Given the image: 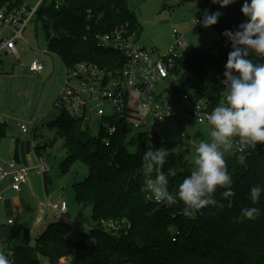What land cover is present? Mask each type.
Here are the masks:
<instances>
[{
    "label": "trees",
    "instance_id": "1",
    "mask_svg": "<svg viewBox=\"0 0 264 264\" xmlns=\"http://www.w3.org/2000/svg\"><path fill=\"white\" fill-rule=\"evenodd\" d=\"M59 1L58 9L53 1L36 17L51 23L50 52L60 57L64 66L89 62L115 73L122 66V56L101 50L96 37L126 23L137 32V21L125 0ZM243 2L237 0L220 9L211 0L200 1L202 7L210 4L208 13H223L212 26L219 37L218 49L193 46L183 55L176 67L183 69L174 89L177 96L190 93L198 100L212 101L216 107L226 103L227 92L221 81L232 48L223 33L235 32L245 22L240 11ZM249 58L254 63H264V58L255 54ZM49 129L64 140L70 152L60 164L61 171L66 173L76 161L88 169V176L73 183L72 188L75 203L92 209L93 244L69 240L71 226L65 222L50 224L33 246H10L16 232L5 242L12 252L13 264H39V256L50 264H60L61 260H66L65 264H264V193L255 204L249 197L253 186L264 187V151L258 144L256 148L245 145L244 155L235 152L225 158L235 193L230 201L222 196L225 189L218 188L214 198L223 207L207 206L185 216L178 197L177 204L156 203L143 190L142 157L145 151L158 148L147 132L129 138L120 134L105 146L100 136L92 138L86 127L64 111ZM6 136L5 125L0 124V138ZM46 147L37 145L36 154L40 155ZM185 153L169 152L163 165L166 174L169 168L176 171L175 176L168 177L171 193H176L179 184L194 170ZM247 207L260 209V215L255 220L238 219ZM110 221L124 222L129 228L107 233L102 222Z\"/></svg>",
    "mask_w": 264,
    "mask_h": 264
},
{
    "label": "rangeland",
    "instance_id": "2",
    "mask_svg": "<svg viewBox=\"0 0 264 264\" xmlns=\"http://www.w3.org/2000/svg\"><path fill=\"white\" fill-rule=\"evenodd\" d=\"M201 0H125L128 9L137 21L136 45L147 50L164 52L174 42L173 29L183 34L190 46L203 47L210 51L218 49V34L210 26L204 28L201 25L195 29V21L207 12L209 5L200 6ZM50 1H48V5ZM219 6V5H218ZM45 26L49 30L44 29ZM52 35V27L49 21L35 18L26 28L23 34L24 41L17 45L21 65L11 64L4 67L0 76V115L4 117L7 137L1 142L14 141L17 138L28 136L36 138L39 147L46 144L42 154L43 162L48 166L47 177L52 188H57L58 196L65 197L68 203L69 216L56 217L49 213L39 223L34 216L24 215L14 219L12 226H0V241L5 240L17 229V236L10 241V246L17 245L33 246L35 241L45 232L50 224L59 222L68 223L71 226L67 238L72 241L84 240L92 246L90 232L95 223L92 219L91 207L78 206L75 203L73 183L83 181L88 176V169L81 162H74L71 168L63 173L60 164L66 160L70 152L64 145V140L57 138L55 132L50 130V125L57 121L61 111L54 106L59 97L61 85L64 80L65 66L57 55L50 52L48 39ZM44 52V53H43ZM34 60L44 64L41 75H32L28 67ZM182 68H176L173 75L179 76ZM176 80L158 84L155 86L157 93L165 91L166 95H173ZM129 104L127 111L134 121H145L148 127L152 119L144 110L136 93L127 94ZM175 101H177L175 99ZM181 105H187L181 102ZM106 112L111 113L112 108L104 107ZM177 119L156 120V129L165 138L162 148L168 152L185 153L186 160L195 168L193 156L196 148L202 140L211 139V125L197 123L195 115H188L184 109H177ZM189 116V117H188ZM17 123L26 124L28 133L23 136L17 127ZM92 138L99 135V121H93L87 127ZM136 131H130V136L136 135ZM181 134L188 136L189 146L180 139ZM259 149L264 151V143H258ZM132 151L133 149L130 148ZM235 153V145L225 152L224 158L232 157ZM49 185V184H47ZM64 188V191H63ZM61 199L53 203H59ZM177 204V200L175 202ZM5 220L0 214V225ZM6 246L5 243L0 244ZM39 264H46L43 256L38 258ZM61 260L60 264H65Z\"/></svg>",
    "mask_w": 264,
    "mask_h": 264
},
{
    "label": "built area",
    "instance_id": "3",
    "mask_svg": "<svg viewBox=\"0 0 264 264\" xmlns=\"http://www.w3.org/2000/svg\"><path fill=\"white\" fill-rule=\"evenodd\" d=\"M48 1L50 3L54 1L56 9L61 6L59 0H0V76L4 67L10 64L11 69L15 64L22 66L19 64L20 55L17 45L24 41V31ZM203 15L195 21L194 30L201 25L199 21H202ZM173 37V44L164 52H158L138 47L135 43L137 32L132 30L128 23L97 35V46L103 51L122 56V66L115 73L89 62L65 66L64 80L54 106L80 122L83 128L90 126L93 121H99L98 136L105 146H109L110 140L117 135L132 137L130 131L133 130L137 133L147 132L158 148H162L165 138L156 129V120L177 119V109L180 108L188 115H195L198 124H208L206 118L216 107L212 101L198 100L190 93L177 96L175 90L172 96H165V91L159 94L155 90L158 84L170 80L177 82V76L173 75L174 70L183 55L193 48L185 36L176 29H173ZM43 70L44 64L39 60H34L28 67V72L32 75H38ZM130 92L138 95L141 107L151 117L150 127L145 121L133 122V118L130 117L127 111L129 104L127 94ZM181 102H186L187 105H181ZM106 106L113 111L106 112L104 109ZM0 124L5 125L4 117L1 115ZM17 127L22 134L28 133L26 124L17 123ZM180 139L186 147L190 145L188 136L181 134ZM232 144L235 145L236 153L244 155L245 145L239 142L238 137L233 138ZM32 146L35 150L37 144L33 142ZM29 171L28 167L11 158L0 164V182L9 177L11 189L19 193L28 182ZM48 171L49 168L42 158H38L36 175L44 179ZM147 196L149 198L150 194L148 193ZM46 209L48 213L52 212L56 217H60L67 213V204L65 201L59 203L48 201ZM7 224L11 225L12 221L8 220ZM102 225L104 230L111 234L129 228L124 222H102ZM172 241H175L174 237ZM0 253L6 255L9 264H13L12 252L7 246L1 245ZM46 264H50L47 259Z\"/></svg>",
    "mask_w": 264,
    "mask_h": 264
},
{
    "label": "clouds",
    "instance_id": "4",
    "mask_svg": "<svg viewBox=\"0 0 264 264\" xmlns=\"http://www.w3.org/2000/svg\"><path fill=\"white\" fill-rule=\"evenodd\" d=\"M236 2L211 0L220 9ZM240 11L246 18L245 22L238 26L237 31L225 30L223 33L232 48L221 81L227 92L226 103L215 107L206 118L211 125V139L202 140L196 148L193 156L194 170L179 184L178 191L171 193L167 187L168 177L175 176L176 171L169 168L166 174L162 170L165 157L169 155L168 150L152 148L145 151L142 157L145 175L143 190L156 203L172 205L178 197L184 205L182 214L185 216H192L207 206L223 207L214 198L218 188L225 189L222 196L229 201L235 195L231 190L233 181L224 158L234 137H238L241 144L252 148H256L258 143H264V63H254L249 58L253 54L264 58V0H244ZM222 15L219 10L205 12L199 23L209 28L217 24ZM262 193V186L250 189L249 197L253 204L259 201ZM259 215L260 209L247 207L241 210L238 219L255 220ZM0 264H9L6 255L2 253Z\"/></svg>",
    "mask_w": 264,
    "mask_h": 264
},
{
    "label": "crops",
    "instance_id": "5",
    "mask_svg": "<svg viewBox=\"0 0 264 264\" xmlns=\"http://www.w3.org/2000/svg\"><path fill=\"white\" fill-rule=\"evenodd\" d=\"M22 135L25 136V134ZM3 138L4 137L0 138V164L5 163L11 158H15L19 164L28 167L30 171L28 182L23 186L19 193H15L11 189V181L9 177H6L0 182V214L5 218L0 226H12V218L20 219L26 214L34 216L39 223L49 214L46 209L48 201L56 202L61 199V201L66 202V198L58 196L56 186L55 188H52L51 182L47 176L42 179L36 175L38 158H41L45 151H42L40 155L36 154L32 146L33 142L37 144L34 136L33 138L26 136L21 139L17 138L14 141L9 140L6 143L1 142ZM42 145H44V143ZM66 204L67 215L69 216L68 203L66 202ZM8 220L12 221L11 225L7 224ZM14 232H17V229H15ZM13 234L11 233L5 240H1L0 244L5 243Z\"/></svg>",
    "mask_w": 264,
    "mask_h": 264
},
{
    "label": "water",
    "instance_id": "6",
    "mask_svg": "<svg viewBox=\"0 0 264 264\" xmlns=\"http://www.w3.org/2000/svg\"><path fill=\"white\" fill-rule=\"evenodd\" d=\"M167 157H168V156H167ZM167 157H165V159H166Z\"/></svg>",
    "mask_w": 264,
    "mask_h": 264
}]
</instances>
